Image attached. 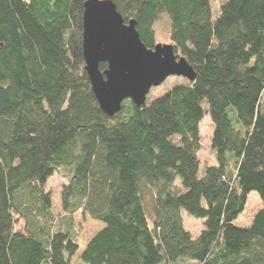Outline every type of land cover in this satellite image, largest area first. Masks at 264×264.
<instances>
[{
    "label": "trees",
    "instance_id": "trees-1",
    "mask_svg": "<svg viewBox=\"0 0 264 264\" xmlns=\"http://www.w3.org/2000/svg\"><path fill=\"white\" fill-rule=\"evenodd\" d=\"M86 1L0 0V264H264V0H112L149 48L168 17L196 72L112 117L86 70ZM207 115L214 162L200 173ZM60 169L59 218L46 185ZM253 191L262 206L239 225ZM77 212L104 226L73 260Z\"/></svg>",
    "mask_w": 264,
    "mask_h": 264
},
{
    "label": "water",
    "instance_id": "water-1",
    "mask_svg": "<svg viewBox=\"0 0 264 264\" xmlns=\"http://www.w3.org/2000/svg\"><path fill=\"white\" fill-rule=\"evenodd\" d=\"M136 21H126L112 0H88L83 17V53L93 91L103 109L114 116L130 99L146 104L153 87L169 77L194 81L196 72L173 44L149 48L141 39ZM101 63H107L102 71Z\"/></svg>",
    "mask_w": 264,
    "mask_h": 264
},
{
    "label": "rangeland",
    "instance_id": "rangeland-1",
    "mask_svg": "<svg viewBox=\"0 0 264 264\" xmlns=\"http://www.w3.org/2000/svg\"><path fill=\"white\" fill-rule=\"evenodd\" d=\"M224 0H213V7L215 10H218L221 3ZM214 15L216 16V11H214ZM64 25L60 26L54 33L50 34L49 37L54 44V46H59L62 41V31L64 29ZM157 31V43L161 44H172L171 41V23L169 18L164 16L162 17L156 24ZM182 79L183 77L172 76L169 77L162 85L153 87L148 94L147 100L152 101L153 99L161 96L166 92L169 86L176 81L177 79ZM214 130V124L210 115H207L206 118L201 123V135H202V148L199 151V157L202 162L200 167V173L203 171L205 165L214 162V152L212 148V135ZM68 182V178L66 176V170L60 169L54 173L48 179V183L46 185V190L51 193L52 197V211L57 217H62L65 215L62 208V200H61V192L64 184ZM146 202L148 209L151 210L152 206V196L150 193L146 196ZM262 206V200L260 195L253 191L249 195L248 203L246 205L245 211L240 215L237 219V223L239 225L248 226L251 224L254 214L257 210ZM75 225L80 233V244L81 249L76 256H74L73 260H76L80 256V252L86 246L88 240L103 226L104 223L92 219L90 216H83L80 212H77L74 215ZM183 219L186 228L194 235H198L202 229L204 228V224L202 220L197 219L191 215H189L186 211H183ZM180 264H191L189 261L181 262Z\"/></svg>",
    "mask_w": 264,
    "mask_h": 264
}]
</instances>
